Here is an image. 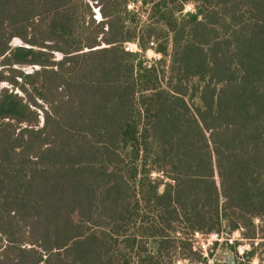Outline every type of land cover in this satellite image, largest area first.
<instances>
[{"label": "trees", "instance_id": "1", "mask_svg": "<svg viewBox=\"0 0 264 264\" xmlns=\"http://www.w3.org/2000/svg\"><path fill=\"white\" fill-rule=\"evenodd\" d=\"M0 67V264H264V0H0Z\"/></svg>", "mask_w": 264, "mask_h": 264}, {"label": "rangeland", "instance_id": "2", "mask_svg": "<svg viewBox=\"0 0 264 264\" xmlns=\"http://www.w3.org/2000/svg\"><path fill=\"white\" fill-rule=\"evenodd\" d=\"M131 4L133 6L130 7V8H133V9H136V7H138V5H140L139 6L140 8H138V12H139L138 14H139V17L141 19V24H145L147 22V19H148V13L146 12V9H144L145 7L141 6V4L136 5L133 2ZM194 9H195L194 4L192 2H189L185 6V9H184L183 13H186V12H189V11H193ZM95 10H97L98 18H101L97 7L95 8ZM20 43H21V40L19 38H17V37L12 40V45H17V44H20ZM125 45L132 51H141V49L139 48V46H137V44L135 42L126 43ZM140 54H141L140 58L142 60H144V61L155 62L157 60L161 61L163 58H165V56L163 54L161 56V54L156 52L154 49H149L148 51H144V52L142 51V52H140ZM55 55H56L55 56L56 59H61L63 57V53L59 52V51H57L55 53ZM160 57H162V58L159 59ZM166 58H167V65H168L169 64V57H166ZM35 68H38V66H30V65H28V66L20 67V69H22L25 72H31ZM165 69L168 70L169 66H167ZM0 88L14 89L15 91L19 92V94H21V95L26 97V94L22 90L21 87L14 86L12 83H10L7 80L1 81ZM38 102L41 103V104H46L41 99H39ZM33 107L37 108L39 110V112H40V123L39 124L41 126L43 124V120H44L43 112H42V110L40 109L39 106L33 105ZM153 175L156 176L157 173L155 172ZM238 237H239L238 233H236L234 238H232L231 240H229L230 237H228V235H226V233H223L221 236L215 237L217 239H213V242L214 241H218L219 244L214 246V247L212 246V249H211L212 256H210V258H209L207 263L190 262V260H188L187 258H180V259H177L175 264H230V261L232 259H235V264H260L258 258H256V257H254L250 261L247 258L242 257L243 251L250 247L248 244L240 245V246L238 245L239 246L238 250H237L238 252L236 254H235L234 251H232L230 249V246L228 245V243H233L236 240V238H238Z\"/></svg>", "mask_w": 264, "mask_h": 264}, {"label": "built area", "instance_id": "3", "mask_svg": "<svg viewBox=\"0 0 264 264\" xmlns=\"http://www.w3.org/2000/svg\"><path fill=\"white\" fill-rule=\"evenodd\" d=\"M132 6H133L132 4L129 5V7H132ZM236 233L239 234L238 231H235L231 236H229L230 237L229 240L234 238ZM221 235L222 234H218V233H211L209 235H205V234H203V233H201L199 231H196L193 234L194 247L195 248H199L202 251L203 255L208 256L209 255V251L211 250V247H212L213 243L215 242V241L213 242V239H217L215 237L221 236ZM239 236H240V234H239ZM238 238H236V239H238ZM240 245H245V244H240ZM244 251L242 253V256L244 254Z\"/></svg>", "mask_w": 264, "mask_h": 264}, {"label": "water", "instance_id": "4", "mask_svg": "<svg viewBox=\"0 0 264 264\" xmlns=\"http://www.w3.org/2000/svg\"><path fill=\"white\" fill-rule=\"evenodd\" d=\"M230 264H235V259H232V260L230 261Z\"/></svg>", "mask_w": 264, "mask_h": 264}]
</instances>
